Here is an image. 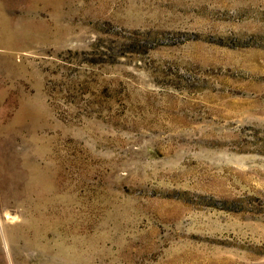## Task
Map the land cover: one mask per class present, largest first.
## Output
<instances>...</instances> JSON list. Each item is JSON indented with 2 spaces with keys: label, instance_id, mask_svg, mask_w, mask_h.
<instances>
[{
  "label": "rangeland",
  "instance_id": "rangeland-1",
  "mask_svg": "<svg viewBox=\"0 0 264 264\" xmlns=\"http://www.w3.org/2000/svg\"><path fill=\"white\" fill-rule=\"evenodd\" d=\"M0 264H264V0H0Z\"/></svg>",
  "mask_w": 264,
  "mask_h": 264
},
{
  "label": "bare ground",
  "instance_id": "bare-ground-1",
  "mask_svg": "<svg viewBox=\"0 0 264 264\" xmlns=\"http://www.w3.org/2000/svg\"><path fill=\"white\" fill-rule=\"evenodd\" d=\"M4 249L6 250V252H7V246H4Z\"/></svg>",
  "mask_w": 264,
  "mask_h": 264
}]
</instances>
